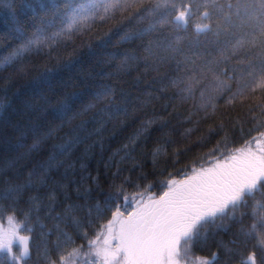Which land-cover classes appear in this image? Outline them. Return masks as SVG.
Listing matches in <instances>:
<instances>
[{"label": "snow or ice", "instance_id": "obj_1", "mask_svg": "<svg viewBox=\"0 0 264 264\" xmlns=\"http://www.w3.org/2000/svg\"><path fill=\"white\" fill-rule=\"evenodd\" d=\"M6 7L15 46L0 61V264H33L36 228L56 236L45 239L46 264H77L81 254L92 264H218L219 253L192 257V248L237 225L233 247L223 245L224 264H264V217L259 231L244 223L249 201L264 200V0H11ZM97 19L112 24L101 47L113 37L127 47L107 55V71L82 78L74 71L82 54L66 45L61 53L57 40ZM227 51H242L250 70L235 92ZM177 115L187 124L212 121L209 133L223 134L224 147L193 160L182 178L159 180L158 194L156 184L137 183L119 167L103 181L84 175L97 146L103 152L129 126L113 156L123 152L121 163L139 167L137 147L153 138L172 143ZM230 131L240 134V147L227 146Z\"/></svg>", "mask_w": 264, "mask_h": 264}, {"label": "trees", "instance_id": "obj_2", "mask_svg": "<svg viewBox=\"0 0 264 264\" xmlns=\"http://www.w3.org/2000/svg\"><path fill=\"white\" fill-rule=\"evenodd\" d=\"M10 2L11 0H0V61H2L15 46L13 25L10 23V17L7 15L8 9L6 7ZM96 2L102 5L106 0H96ZM65 27H67V22H65ZM72 28L75 30L68 29V32L65 35L58 38L57 43L60 44L59 51L61 53L65 51V45L67 51H71L73 47L78 48L79 53L82 54L80 56L81 62L76 66L74 71L82 78L97 76V74L107 71V66L104 63L107 55L111 52H115L118 47H120L121 50L124 47H127V45H116V37H113V43L111 44H107L103 47L99 45V41L104 38V34L108 33L112 28L111 23H101L100 20L97 19L95 22L88 21L86 23L73 25ZM88 29H90V31ZM201 39H204V37H201ZM69 40L71 43H68ZM87 45H91V52L94 53V55L89 54L90 49ZM225 57L228 58L227 67L229 69V74L235 75L236 77L234 80L227 81L230 84L232 91L235 92L243 86L244 80L247 79V72L250 70L246 67V62L243 60L242 51L239 52V56H236L231 51H227L225 52ZM54 63L55 61H52L49 66L51 67ZM224 66V63L222 62L221 67ZM5 74L4 66L0 64V78ZM2 83L3 81L0 79V85H2ZM0 95H2V92H0ZM166 102V100L159 102L157 104V110L160 111V104ZM190 106L191 104L189 102L186 107ZM177 111L183 113L185 108L178 107ZM239 111H241L239 108L229 110L231 115H236ZM161 114L164 115L163 112H161ZM0 115H2V113H0ZM212 124V121H207L200 125H197L195 122L187 124L184 122L183 115H177L175 119L172 120L171 124V128L174 129L171 134L173 142L170 144L164 141L157 143L155 138H153L147 143L140 144V146L137 147L136 152L133 153L135 163L140 165L135 168H133L134 161L132 160H126L122 163L120 162L121 156L124 155L123 152H120L119 155L113 156V153L116 152L123 143L127 142L124 137L132 133L134 126H129L121 136L105 141L103 152H101L97 146L94 155H92L87 161L88 173H85L84 175L87 176L90 174L92 177H95L99 173L101 180L103 181L110 172H115L116 168L119 167L123 169L122 176H130L132 180L137 183L142 185H147L149 183L156 184L155 187L151 188V191L158 194L162 191V186L157 183L159 180L171 178L169 174L175 175L177 179L182 178L185 172L190 171V165L193 160H197V158L200 157L206 160V154L214 147H224L223 144L218 145L217 143L221 140L223 134H221V136L210 135L209 126ZM249 127L251 126L245 125V139L249 138L247 135V129ZM189 129H191V131H189ZM251 135L255 136L256 133L253 132ZM233 139L235 140V143L232 142ZM242 143L243 141L240 140L239 133L233 138L231 131L229 132V143L227 145L229 148L240 147ZM158 149L159 151L157 152ZM154 153H156L155 156L153 155ZM214 155H218V153H214ZM105 165H112V167L106 168ZM196 166H200L199 161H197ZM141 176L144 178L141 179ZM84 183L87 185L89 181L85 180ZM129 190L131 191L133 189L130 188ZM247 211L249 215L245 217V225L251 226L255 223L257 225V231H259L260 218L264 217V200H261L259 196L254 200H250ZM45 223L51 228L54 222L51 220H45ZM5 227H7L6 221ZM238 227L239 225L227 232H219L215 234V236H209L207 243H202L192 248L190 256L211 258L213 253H219L218 264H224L225 256L223 254V245L233 247L229 242L233 239L232 232L236 231ZM33 235L32 262L33 264H46V261L44 260L45 239L55 241L56 236L52 235L50 238H43L40 235L39 228L35 229ZM76 243L84 244L85 253L87 252V243L84 239H79ZM92 259L91 256L81 254L77 260V264H92ZM232 264H239L238 258L233 260Z\"/></svg>", "mask_w": 264, "mask_h": 264}]
</instances>
